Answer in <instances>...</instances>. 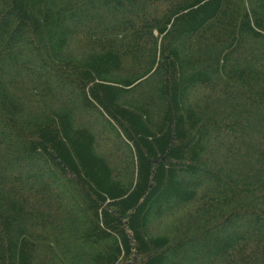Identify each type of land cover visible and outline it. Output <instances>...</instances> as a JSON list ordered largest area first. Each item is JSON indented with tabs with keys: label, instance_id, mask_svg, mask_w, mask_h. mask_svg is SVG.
I'll return each instance as SVG.
<instances>
[{
	"label": "trees",
	"instance_id": "16d2710c",
	"mask_svg": "<svg viewBox=\"0 0 264 264\" xmlns=\"http://www.w3.org/2000/svg\"><path fill=\"white\" fill-rule=\"evenodd\" d=\"M0 264H264V0H0Z\"/></svg>",
	"mask_w": 264,
	"mask_h": 264
}]
</instances>
